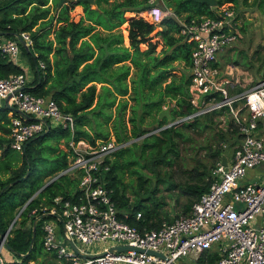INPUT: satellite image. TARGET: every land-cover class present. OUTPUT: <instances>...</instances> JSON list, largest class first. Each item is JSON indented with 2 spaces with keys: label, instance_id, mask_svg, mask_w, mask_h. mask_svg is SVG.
I'll return each instance as SVG.
<instances>
[{
  "label": "trees",
  "instance_id": "1",
  "mask_svg": "<svg viewBox=\"0 0 264 264\" xmlns=\"http://www.w3.org/2000/svg\"><path fill=\"white\" fill-rule=\"evenodd\" d=\"M55 1L50 13L49 0H0V41L3 37L17 40L22 53L30 61L33 77L25 90L35 95L53 97L63 111L74 115V139L90 141L109 137L110 131L99 127L103 122L97 115L100 114L107 121L113 105L117 109V124L112 132L118 141L146 134L149 130L144 125L156 123L158 127L164 124L167 116L159 117V113L166 98L175 102V106L170 108L172 116L191 110L188 100L190 74H178L173 62L179 60L189 67L193 41H187L179 33L176 17L188 22L203 16L218 17L221 6L227 3L233 5L236 19L246 7H255L264 13V0H216L215 6L195 0H156L174 12L173 16L164 17L158 23L162 28L156 29V23L142 16L124 15L127 10L139 12L148 8L151 5L149 0H95V7L87 1L70 0L60 6ZM76 4L82 5L84 13L78 20L69 15ZM54 20L57 24L53 27ZM123 23H126L128 45L124 44L123 33L119 29ZM235 28L239 37V24ZM22 31H27L31 36L32 43L28 47L19 40ZM156 36L161 38L159 50L156 49ZM141 44H145V47L142 48ZM19 72L25 73L23 66L0 50V78ZM118 96L121 98L117 100ZM126 110L129 111L127 117ZM223 110L224 107L216 111L220 113ZM8 111L7 106L0 107V234L15 217L21 207L19 203L23 205L36 193L22 210L18 225L10 231L7 243L16 253L25 254L24 261L38 260L35 245L38 242L42 246L41 229L37 224L33 230L32 225L26 223L29 210L40 203L51 204L57 195L76 199L77 177L72 174L58 175L67 165V151L59 143L61 139L67 143L71 131L60 126L50 127L44 134L30 138L20 152L10 146ZM212 112L195 116L180 125L161 128L158 133L146 134L140 142H132V146H122L114 152L108 160L105 183L112 189V198L121 211L120 215L123 217L124 212L127 214L125 221L140 228L158 227L163 221H172L187 214L192 202L208 191L213 177L209 168L203 165V170L196 173L197 180L182 188V193L193 198L184 204L182 214L168 219L167 211L163 212L165 215L162 217L159 216L157 207L160 201L154 189H149L145 184L136 166L131 169L139 173L135 195H144L129 201L120 187L124 186L125 169L129 165L139 164V157L147 165L159 160L171 161L168 153L177 154L178 139L187 137L183 127L203 128L211 125ZM91 118L96 122L95 125L89 123L92 129L85 122ZM224 140L226 138L220 135V141ZM220 141L214 147L208 146L212 167L223 154ZM38 158L48 163L35 173L34 162ZM27 170L29 173L23 178ZM18 189H23L20 200H11ZM137 211H141L140 218H136ZM217 259L216 249H208L202 251L193 264H216Z\"/></svg>",
  "mask_w": 264,
  "mask_h": 264
},
{
  "label": "built area",
  "instance_id": "2",
  "mask_svg": "<svg viewBox=\"0 0 264 264\" xmlns=\"http://www.w3.org/2000/svg\"><path fill=\"white\" fill-rule=\"evenodd\" d=\"M149 1L151 5L145 9V17L150 22L158 23L174 15L172 9L161 6L156 0ZM176 19L179 33L187 41H193L188 85L191 110L172 116L158 127L177 125L225 106L237 127L239 140L230 158L226 156V163L219 159L211 168L213 180L208 191L192 202L188 213L163 221L158 227L140 228L125 221L127 214L120 215L112 189L106 186L108 160L126 141L115 137L94 141L74 139V115L63 111L53 97L25 90V73L0 78V100H6L18 111L9 121L13 149L22 152L30 138L50 127L60 126L71 131V138L64 147L67 165L58 175L77 177L76 199L57 195L51 204L40 203L28 212V223L32 227L37 217L42 246L53 253L57 264H179L180 257L189 254L195 260L214 243L218 252L216 264H264V170L248 176L251 170L264 166V68L252 86L231 90L238 84L237 66L228 65L231 71L234 68L232 79L224 73L218 57V53L237 38L235 25L238 22L231 3L221 6L218 17L203 16L189 22ZM20 37L24 46L31 45L27 31H22ZM0 50L19 62L17 40L3 37ZM173 106L174 100L162 104L169 112ZM35 194L19 208L0 234V264H8L2 249H8V235ZM140 217L141 211H137L136 218ZM97 242L102 247L90 250ZM117 245L129 247L114 248ZM24 255L16 253L14 262L40 264L36 259L24 261Z\"/></svg>",
  "mask_w": 264,
  "mask_h": 264
},
{
  "label": "rangeland",
  "instance_id": "3",
  "mask_svg": "<svg viewBox=\"0 0 264 264\" xmlns=\"http://www.w3.org/2000/svg\"><path fill=\"white\" fill-rule=\"evenodd\" d=\"M67 2H70V0H66L63 3ZM55 3V0H49V5L51 7L50 13L53 11ZM69 13L70 17L74 20H78L81 16H84L81 4L74 5ZM126 14L129 15L130 13L126 12ZM237 22L239 24V37H237L234 41L228 43L225 48L218 53V57L222 62V68L225 71L224 73L228 74L232 79L234 78L235 74V72L233 71L234 68L232 69V72L228 68V65L232 63L236 64L237 66L236 76L238 84H236L233 91L252 86L256 82V75H259L260 71L264 68V13L260 12V10L256 9L255 7H246L243 13H240L238 15ZM55 24L57 23L54 20L52 26L54 27ZM119 29L123 33L125 41V25H122L121 27H119ZM159 47L160 44L157 46V49H159ZM19 50V59L25 58V61L29 63L28 58L22 53V49L20 46ZM29 65L31 67V64ZM174 66L176 67L177 72L187 73V68L183 65L182 62L176 61L174 62ZM120 98L121 97L118 96L117 100ZM216 110H220V108L212 110L213 112L210 111L212 112L213 118V122L211 123V125L208 124L203 128L192 126L183 127V130L185 131V135L187 137H181L178 139L177 154L171 152L168 153V155H171V161L159 160L153 165H147L145 164V160L139 157V164L129 165V167L125 169L123 173L124 186L119 187L120 190L124 192V195L128 197L129 201H134L135 197L136 199H138L139 197L144 195H141L139 193L135 195L136 182L139 179L138 174L140 173L142 175V178L144 179L145 184L149 189H154L155 196L160 201L157 207L160 217L165 215L163 214V212L165 213V211H167L166 215L167 217H169L168 219L174 218L175 216H177V214H182L184 204L187 203L190 198H193L187 194L182 193V188L185 185L194 183L197 180L198 177L196 176V173L203 170V165L206 169L209 168L208 171H210L212 168V162L210 161L208 156V146L211 145V147H214L215 145H218V141H220V135H222L224 138H226V140L219 142V144H222V155H227L228 158H230L233 148L239 140L237 127L234 124L228 108L224 106V110L220 113H218ZM116 113V106L113 105V107L111 108V117L107 121H105V119H103L100 114L97 115V118L103 122L101 125L99 124V127L105 131L109 130V136L113 134V126L117 124ZM128 114L129 111L126 110L125 116L127 117ZM88 116L91 117L92 114L89 113ZM85 122L86 126L90 127L91 129L92 127L89 125V123H91L92 125H95L96 123L92 118L90 121L86 119ZM128 126H130V124ZM143 127H148L147 129L149 131H147V135L151 133H158L160 129L156 126V123H153L151 125H144ZM146 134H142L140 136H131L125 142V148L132 146V142H140L142 137ZM34 163V172L37 173L39 172L38 170L48 162L44 159L38 158ZM134 166H136L140 171L139 173L131 171ZM22 191L23 189H18L11 200H20ZM21 204L22 203H19L20 206H22ZM18 221L15 222V226L18 225ZM26 223H28V221ZM77 244H80V242H77ZM215 245L216 244L214 243L210 249H214ZM101 247L102 244L97 242L93 245L92 248L89 249L98 250ZM35 251H37V259L44 264L58 263V261L54 259L53 253L44 249L39 245L38 242H36ZM15 254V251H11L6 248L2 249V255L9 264H16L14 263ZM193 262L194 260L189 254H186L179 258V264H193Z\"/></svg>",
  "mask_w": 264,
  "mask_h": 264
},
{
  "label": "crops",
  "instance_id": "4",
  "mask_svg": "<svg viewBox=\"0 0 264 264\" xmlns=\"http://www.w3.org/2000/svg\"><path fill=\"white\" fill-rule=\"evenodd\" d=\"M169 8V7H168ZM171 9V8H170ZM145 9L144 10H141V11H139V12H135V11H131V10H127V11H125V13H124V15H126L127 17H130V16H142L145 20H147L146 19V17H145ZM126 12H129L130 14L128 15V14H126ZM147 21H149V20H147ZM150 22V21H149ZM159 23V22H158ZM158 23H156L157 25H156V29H159V28H162V25H158ZM122 25H125V31H126V34H125V41H124V44L125 45H128V38H127V30H126V23H123ZM121 25V26H122ZM121 26H119V27H121ZM154 39H158V45L160 44V47H159V49L161 48V45H162V43H161V38H160V36H156ZM123 40H124V35H123ZM160 40V41H159ZM126 41H127V43H126ZM142 45H143V47H142ZM157 45V46H158ZM141 47L142 48H144L145 47V44H141ZM157 49V48H156ZM159 49H157V50H159ZM22 57V56H21ZM177 61H179V60H177ZM126 62H129L128 60H126ZM174 62H176V61H174ZM174 62H173V64H174ZM179 62H182V61H179ZM17 64H20L21 66H23V68H24V71H25V75L27 76V84H28V82L32 79L31 77H33V70L31 71V68L32 67H30V65L29 64H31L30 63V61H29V63H27L26 61H25V58H20L19 59V62H16ZM183 63V62H182ZM221 59L219 58V65L222 67V65H221ZM226 63V62H225ZM183 65H184V63H183ZM185 66V65H184ZM186 67V66H185ZM187 68V73H189L190 74V70H189V67H186ZM177 69H176V67H175V71H176ZM32 73H31V72ZM177 72V71H176ZM178 74H180L181 72H177ZM186 73V74H187ZM26 84V85H27ZM235 87H231V90H233ZM173 99H170V98H166L165 99V101H164V103L165 102H167V101H172ZM3 105H5V106H7L8 108H9V111H8V116L10 117L12 114H13V112H16V113H18V111L16 110V109H14V108H12V105L11 104H9L6 100H0V107L1 106H3ZM161 110H164L162 107H161ZM76 125V124H75ZM75 128V127H74ZM73 135H74V130H73ZM109 137H114V135L113 134H111ZM65 145H66V142L64 141V139H61L60 140V143H59V146L60 147H62V148H64L65 147ZM1 152V151H0ZM264 170V166H262V167H260L259 169H256V170H251L250 172H249V177H251V176H253V174L254 173H258V172H262ZM192 257V256H191ZM193 259V258H192ZM195 261V260H194Z\"/></svg>",
  "mask_w": 264,
  "mask_h": 264
},
{
  "label": "water",
  "instance_id": "5",
  "mask_svg": "<svg viewBox=\"0 0 264 264\" xmlns=\"http://www.w3.org/2000/svg\"><path fill=\"white\" fill-rule=\"evenodd\" d=\"M66 0H58L57 4L58 6L62 5L63 2H65ZM76 1H87L89 4H91L93 7L96 6V3H95V0H76ZM197 2H206L207 4H209L210 6H215L216 5V0H195ZM19 40L22 44H24V41L22 40V38L19 36ZM254 72H255V69H254ZM262 73V70L260 71V74ZM259 79V75H256V80ZM162 115H166L167 116V119H171L172 115L170 114L169 110H161L160 113H159V117H161ZM47 131V130H46ZM46 131L42 132V134H44ZM25 147V145H24ZM221 161L222 163H226V156L225 155H222L221 156ZM29 173V170L26 171V173L22 176L23 178L26 177ZM20 179V178H19ZM48 182H46L47 184ZM36 220H37V217L33 219V230L35 229V226H36ZM34 235V234H33ZM32 239H33V236H32ZM32 239H31V243H32ZM29 245V250L31 248V244ZM6 247L13 251V248L8 244L6 243ZM75 247V246H74ZM129 246L127 245H117V246H114V248L116 249H125V248H128ZM76 248V247H75ZM77 249V248H76ZM28 250V251H29ZM27 251V252H28ZM148 252H151V250H148ZM85 255H91V254H85Z\"/></svg>",
  "mask_w": 264,
  "mask_h": 264
}]
</instances>
